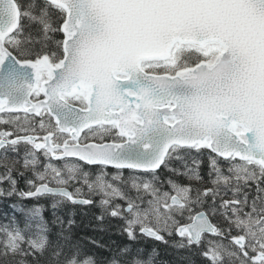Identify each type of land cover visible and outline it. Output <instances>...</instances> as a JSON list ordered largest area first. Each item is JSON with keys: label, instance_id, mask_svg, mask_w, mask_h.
<instances>
[{"label": "snow or ice", "instance_id": "1", "mask_svg": "<svg viewBox=\"0 0 264 264\" xmlns=\"http://www.w3.org/2000/svg\"><path fill=\"white\" fill-rule=\"evenodd\" d=\"M0 126V196L51 195L55 210L101 193L130 242L105 264H156L155 248L133 251L142 238L264 264V0H0ZM19 210L0 264H100L74 221L57 217L52 241L42 205Z\"/></svg>", "mask_w": 264, "mask_h": 264}, {"label": "trees", "instance_id": "2", "mask_svg": "<svg viewBox=\"0 0 264 264\" xmlns=\"http://www.w3.org/2000/svg\"><path fill=\"white\" fill-rule=\"evenodd\" d=\"M30 0H20V3L27 4ZM38 26L32 25V31L37 32ZM12 155V154H9ZM196 155V153H193ZM203 160V169L207 173V154L200 157ZM173 167H180V161H173ZM85 171H88L89 168H84ZM0 171H3L0 168ZM114 169H109L110 173H114ZM90 173V179L94 180L95 176L98 174V167L92 168L88 171ZM127 175L128 173L125 172ZM161 179H164L171 174L167 169H162L159 171ZM15 175V174H14ZM125 175V176H126ZM26 176H31V173H26ZM207 177V176H206ZM173 179L179 180L181 183H187V180L184 177H172ZM17 179V188L19 191H26L27 185L25 183V178L16 176ZM110 179V178H109ZM2 188H8V184H0ZM165 190H167V184L164 185ZM71 191H74L72 187L69 188ZM135 195L134 192L130 193ZM15 198V199H14ZM83 198H90L93 203L89 205H79L72 204L68 201H63L59 204L57 209L53 210L51 205L54 200H58V197H52L51 195L43 196L40 198H30L25 199L21 198L18 195H13L10 197L0 196V225L7 224L9 219L15 215L16 218L23 225L24 214L19 210L21 208L28 209L32 208L34 205L40 204L43 206V217L47 221L49 228V239L56 241L58 235L61 231V225L56 221V218L59 217L64 222V228H67V221L72 220L74 224L71 227L70 235L71 241L79 245L83 252L86 254H96L97 259L100 261V264H105L106 258H110L118 246H123L124 244L130 243L127 240L126 235L120 232V228L123 225V221L120 219L112 218L107 213H105L104 208L101 206L100 201L103 198L102 194H85ZM25 199V200H24ZM12 200V201H11ZM23 200V201H21ZM19 201V202H18ZM116 203L123 204L124 201L117 199ZM16 207L13 208L12 206ZM55 213V214H54ZM103 216V220L100 221L97 217ZM178 237L169 238L170 241L177 240ZM96 241L101 245H105V248L95 247L91 241ZM133 251L137 247L142 248L143 257L147 258L149 253L153 248L157 250L159 255L155 258L156 264H189V260L180 259L181 256L188 255L190 256L191 264H205L203 259L194 254H188L184 250L177 251L175 248L167 246L165 244L142 238L139 242L132 245ZM119 259V257H117Z\"/></svg>", "mask_w": 264, "mask_h": 264}, {"label": "flooded vegetation", "instance_id": "3", "mask_svg": "<svg viewBox=\"0 0 264 264\" xmlns=\"http://www.w3.org/2000/svg\"><path fill=\"white\" fill-rule=\"evenodd\" d=\"M0 127H3V126H0ZM55 163L59 164L60 162H59V161H56ZM79 163H81L82 166H83L84 168H86V169L89 168L88 171H89V170H92V168H95V167H98V173H99V171H100L99 166H90V165L83 164V162H79ZM205 163H207V170H208V162H205ZM224 163H225L224 161H221V164H224ZM202 167H203V164L201 165V168H202ZM109 169H111V167H109L107 170H109ZM207 173H208V171H207ZM207 173H205L204 169H203V173H202V171H201V175L204 176V179H205V180L208 179V175H207ZM206 176H207V177H206ZM76 186H80V185H76ZM72 189L74 190V188H72ZM86 193H88V192H87V187L84 186V196H85ZM95 194H101V193H95Z\"/></svg>", "mask_w": 264, "mask_h": 264}, {"label": "rangeland", "instance_id": "4", "mask_svg": "<svg viewBox=\"0 0 264 264\" xmlns=\"http://www.w3.org/2000/svg\"><path fill=\"white\" fill-rule=\"evenodd\" d=\"M106 171L109 173V176H108V179H109L113 173H110L109 170H107V169H106ZM114 172H115V171H114ZM124 175H126V174H124ZM127 175H128V174H127ZM127 175H126V176H127ZM97 193H99V192H97Z\"/></svg>", "mask_w": 264, "mask_h": 264}, {"label": "bare ground", "instance_id": "5", "mask_svg": "<svg viewBox=\"0 0 264 264\" xmlns=\"http://www.w3.org/2000/svg\"><path fill=\"white\" fill-rule=\"evenodd\" d=\"M15 199V198H14ZM34 199V198H33ZM36 199V198H35ZM25 200V199H24ZM12 201V200H11ZM21 201H23V200H21ZM19 202V201H18ZM40 205V204H39Z\"/></svg>", "mask_w": 264, "mask_h": 264}, {"label": "water", "instance_id": "6", "mask_svg": "<svg viewBox=\"0 0 264 264\" xmlns=\"http://www.w3.org/2000/svg\"><path fill=\"white\" fill-rule=\"evenodd\" d=\"M161 170V169H160ZM70 190V189H69ZM71 191V190H70Z\"/></svg>", "mask_w": 264, "mask_h": 264}]
</instances>
